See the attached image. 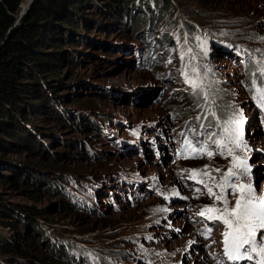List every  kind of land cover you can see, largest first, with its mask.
<instances>
[{"label": "rangeland", "instance_id": "obj_1", "mask_svg": "<svg viewBox=\"0 0 264 264\" xmlns=\"http://www.w3.org/2000/svg\"><path fill=\"white\" fill-rule=\"evenodd\" d=\"M163 1L158 19L155 0L130 5L147 40L98 0L45 48L65 82L0 158V204L20 215L0 212L18 227L0 239L27 250L0 264H261L264 230L230 261L208 215L264 199V0Z\"/></svg>", "mask_w": 264, "mask_h": 264}, {"label": "trees", "instance_id": "obj_2", "mask_svg": "<svg viewBox=\"0 0 264 264\" xmlns=\"http://www.w3.org/2000/svg\"><path fill=\"white\" fill-rule=\"evenodd\" d=\"M26 0H0V158L3 152L13 143L21 145L25 138L15 129L23 127V122H29L28 112H42L52 110L55 106L53 101L57 96L56 89L51 92L50 88H56L58 82H65L60 70V55L56 52L45 50L49 43H62L64 38L61 30H71V26L77 23V18L82 16L85 5L98 0H35L29 7L23 19L16 24L17 18ZM114 1V0H113ZM168 1V0H165ZM119 4L110 2L113 10L106 11L113 18L120 19L124 13L130 15L128 26L131 33L140 37V30L145 28L149 16L144 14L133 15L131 3L135 6V0H118ZM163 0H155V7H151L157 19L165 12ZM188 30L193 32L194 28L189 24ZM110 29L111 26H104ZM144 40H147L143 37ZM151 50V49H150ZM54 93V95H52ZM54 112V110H53ZM64 112V111H63ZM67 114L55 110L56 116L71 118L75 116L72 112ZM62 124V123H61ZM5 135L8 138L2 137ZM21 143V144H20ZM29 174V173H28ZM17 185V182H13ZM41 187V181L34 182ZM49 188L53 187L48 182ZM40 189V190H44ZM0 212L19 217L16 211L0 204ZM29 221L19 224L27 230ZM0 225L18 229L14 221L0 218ZM20 236V233H18ZM18 238V237H17ZM0 239V254L10 256L13 253L26 255L27 250L19 239ZM41 238H38L39 242ZM43 243L46 240L42 241ZM46 244H48L46 242ZM56 254V246L51 250Z\"/></svg>", "mask_w": 264, "mask_h": 264}, {"label": "snow or ice", "instance_id": "obj_3", "mask_svg": "<svg viewBox=\"0 0 264 264\" xmlns=\"http://www.w3.org/2000/svg\"><path fill=\"white\" fill-rule=\"evenodd\" d=\"M222 143V141H221ZM195 153V149L192 150ZM207 155L211 156L212 153L208 152ZM207 175V173H205ZM228 176L234 175V173L229 170ZM227 178V177H226ZM222 188V185L219 186ZM245 189L241 186L240 191L243 192ZM209 193H212L211 188L208 189ZM249 192L252 190L249 188ZM217 200H223V196H216ZM243 199V198H242ZM219 212L218 209L209 208L205 212H201L200 215H208L209 213ZM231 215L235 218V224L233 220L229 219L228 216ZM209 219H219L228 225L230 229L229 232L225 234V255L230 261H238L241 259L251 260V256H244L241 253V249L245 245H249L252 252H256V229L264 230V199L259 202H254L251 198L247 203H242L237 201L235 208L229 213L227 209L221 212L220 215H208ZM261 239L264 240V234L261 235ZM249 249H245L247 252ZM264 253V248L260 250ZM261 264H264V256L261 258Z\"/></svg>", "mask_w": 264, "mask_h": 264}, {"label": "water", "instance_id": "obj_4", "mask_svg": "<svg viewBox=\"0 0 264 264\" xmlns=\"http://www.w3.org/2000/svg\"><path fill=\"white\" fill-rule=\"evenodd\" d=\"M35 0H30L29 1V5L28 7H24L22 12L20 13V15L18 16L17 18V21H16V24H18L22 19L23 17L25 16V14L27 13V10L29 9V7L31 6V4L34 2Z\"/></svg>", "mask_w": 264, "mask_h": 264}, {"label": "bare ground", "instance_id": "obj_5", "mask_svg": "<svg viewBox=\"0 0 264 264\" xmlns=\"http://www.w3.org/2000/svg\"><path fill=\"white\" fill-rule=\"evenodd\" d=\"M29 5V4H28ZM28 5H27V7H28ZM24 8V7H23ZM23 8H22V10H23Z\"/></svg>", "mask_w": 264, "mask_h": 264}]
</instances>
